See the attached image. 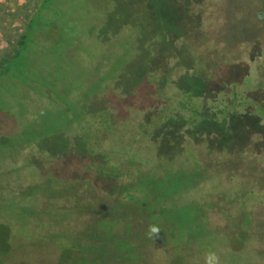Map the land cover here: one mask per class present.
Returning a JSON list of instances; mask_svg holds the SVG:
<instances>
[{
	"label": "rangeland",
	"instance_id": "rangeland-1",
	"mask_svg": "<svg viewBox=\"0 0 264 264\" xmlns=\"http://www.w3.org/2000/svg\"><path fill=\"white\" fill-rule=\"evenodd\" d=\"M39 1H5L7 8L0 9V63L15 49ZM256 3L260 0H64L61 10L55 7L50 12L49 18L58 26L76 29L71 34L78 38L76 55L81 62L80 68L61 71L76 76L74 88L53 92L70 107L80 110L86 103L88 110L73 132L35 137L38 143L18 154L14 162L8 160L9 148H0V196L5 204L0 207V264H60L66 243L45 240L35 227L24 225L45 222L52 225V232L57 231L54 221H43L39 214L44 196L51 192L45 188L43 196L35 186L47 187L52 173L66 170V179H80L89 188L103 191L100 186H106L98 179L81 175L91 170L100 175L107 159L116 164L118 155L127 152L140 163L108 190L122 188L126 196L124 190L133 177L138 180L139 197L152 200L149 209H156L157 215L151 221L161 232L156 238L146 237L143 246L153 264H204L209 252L217 254L219 264H264V115L259 109L264 106V24L255 18ZM238 4L242 5L237 10ZM62 54L70 58L67 50ZM99 65L97 76L114 75L115 85L110 78L89 83L93 67ZM164 72L170 76L164 77ZM190 85L198 92L197 119L205 120L187 124L185 118L191 113L172 108L156 135L132 142L145 126L146 114L154 112L157 87L161 105L168 107ZM233 88L241 98L230 109ZM46 96L51 97L39 104L30 101L27 117L17 111L6 120L36 125L41 131L55 127L62 101ZM85 97L90 100L86 102ZM105 106L113 114V128L97 118ZM223 117L233 122L221 123ZM68 120L61 117L60 124ZM28 126H19V131ZM248 145L256 149L243 152L241 148ZM254 155L261 157L262 173L256 178L240 175L237 169L255 160ZM242 157L247 158L241 163L238 158ZM76 180L60 181L57 186L67 196L58 200L63 204L44 208L45 219H73L67 226L69 232L75 231L73 240L81 234L75 226L91 216L84 210L87 202L76 201L74 188L69 187ZM120 253L123 258L118 253L117 262L106 264H137L141 258L137 251ZM147 261L152 264L150 257Z\"/></svg>",
	"mask_w": 264,
	"mask_h": 264
},
{
	"label": "trees",
	"instance_id": "trees-1",
	"mask_svg": "<svg viewBox=\"0 0 264 264\" xmlns=\"http://www.w3.org/2000/svg\"><path fill=\"white\" fill-rule=\"evenodd\" d=\"M97 1L99 2L100 0ZM263 1L264 0H260V6L258 7L259 14L255 16L257 22L261 24H264ZM63 2L64 0H40L39 6L34 10V14L30 17L26 28L19 36L15 49L0 63V148H9L10 157L8 160H11L10 162H14L13 159H15L18 154L23 153L27 148L37 144V139H43L49 133L53 132L56 135L62 136L64 135L63 133L67 134L73 132L76 125L80 126L78 121H81L83 114L88 110L86 103H84L80 110L72 108V106L70 107L61 100L60 96L53 92L58 88H74L77 84L75 83V81H77L75 79L76 76H71L67 72L61 74V71H66L70 69V67L75 69L81 67V62L76 55L79 41L78 38L76 39L75 35L71 34V31L76 29L72 26L69 27V25L67 27H65V25L58 26V24L53 22L52 18H49L50 12L57 9L55 7H59L60 9ZM59 15L61 18L64 14L61 12ZM69 21L75 22L76 20ZM237 24H239V22ZM259 25L260 24H255L254 26L260 27ZM49 40H52L53 43L50 44L49 42L51 41ZM51 45H53L54 48H52ZM65 50L69 53L68 56L70 58L68 59L62 54ZM102 63L106 64L105 61H101V64ZM126 68L127 65L122 68V71H125ZM100 69V65L93 67V80H89L90 84H95L98 82V79L103 81V79L110 78V76H103L102 74L101 76L103 77L97 76ZM109 81L113 83V85L117 82L114 75L111 76ZM150 83H154L153 80H151ZM187 91L186 89L183 90L182 98H186V96L190 94V92ZM194 91H192V93ZM159 92L160 90L157 87L155 97L159 95ZM195 93L197 94L198 92L195 91ZM47 94L54 96L58 100L57 102L60 100L62 101L61 112L55 114V116L58 117L55 127L52 126L45 131H41L36 125H16L6 120L12 117V112L17 113V111H19L23 117H27L29 114L28 106L30 101L33 100L34 102L35 100V102L39 104L46 97H51L46 96ZM89 100L88 97H85L86 102ZM108 108L110 107L105 106L102 115L97 118L99 120H107L106 124H111V127H109L113 128L116 125L113 122V114ZM259 109L264 115V106H260ZM63 116L69 118V120L65 122L66 124H60V119ZM108 117H110V119H108ZM143 124L145 126L142 130L137 132L138 137H135L132 142H142L152 135H156L162 123H160L159 119L154 118L149 123L146 122V124ZM19 126H22V128L25 126L28 127H26L25 131H19ZM106 130L107 129H105V131ZM19 132L27 138L24 142H22L24 140V137H22L21 142L18 143V138L22 135H19ZM134 132H136V130H134ZM35 137L38 138L36 139ZM132 142L125 144L127 150L131 148L130 144ZM60 158L63 159L62 156H60ZM106 161V164H108L105 167L106 170L100 173V175H94L92 170L87 172L89 173L86 174L87 176H85V174L81 175L88 179H98V183L104 184L107 187L100 186V189L103 191L89 188L87 184L80 179L76 180L73 177L71 179H66V170H63V173L60 174L52 173L51 178L48 180V183H46L47 187H43L45 184H38L35 186L42 195L46 192L45 188L51 192H47L48 195H43L44 202L40 206L42 211L39 212V214L42 215L43 221H54L57 231L52 232V225H47L45 222L35 225L33 222H29L24 225H31L32 228L35 227V232L45 240L57 241L61 244L66 243V249L64 250H66V252L71 250L73 253L71 256L67 255L65 251L60 253V264H66V262L72 264L75 255L79 256V259H76L81 261V264H97L100 262L106 264L116 260V255L118 253L122 256V253H120L122 251L132 250L135 254L136 250L143 246V241L147 237L146 233L148 232L149 226L153 225L151 217L157 215L156 209H149L150 204L153 205L152 200H142V198L139 197L137 179H132L133 177L130 179V185L127 186L128 189L124 190L127 192L126 196H124L122 188L119 192H111L108 190L111 185H119L121 177L125 176L126 173L130 174L132 167H134V165H139L140 162L129 152H127L126 155H118L116 164H110L108 159ZM114 165L117 167L116 170L111 168ZM65 180L69 182L76 180L75 185L79 183V185L69 187L74 188L73 194L76 196V201L81 199V201L87 202L84 206V210L91 212L88 213L91 216H88L85 222L79 221L78 226H75L81 230V234L78 236L77 240H73L72 236L75 231L69 232L67 228V226L70 225H68V222L73 221L72 218L70 220L69 218L45 219L47 213H44V208L49 206L58 208L63 204L60 205L58 200L67 197L64 191L57 186L60 181L64 182ZM34 194L35 192H32L31 196H34ZM2 201H4V198L0 196V207L5 205ZM29 202L35 201L30 200ZM19 208L23 207L19 206ZM60 229H62V232L65 231V233H58ZM78 248H82L83 251L77 250Z\"/></svg>",
	"mask_w": 264,
	"mask_h": 264
},
{
	"label": "flooded vegetation",
	"instance_id": "flooded-vegetation-1",
	"mask_svg": "<svg viewBox=\"0 0 264 264\" xmlns=\"http://www.w3.org/2000/svg\"><path fill=\"white\" fill-rule=\"evenodd\" d=\"M255 1H258V0H255ZM256 4L260 6V4H258V3H256ZM240 5H242V4H240ZM240 5L239 4L237 5V10L241 8ZM238 7H240V8H238ZM239 12H242V10L239 11ZM242 21H244V20H242ZM163 75H164V77H165V75L170 76L168 74H165V72H164ZM170 80L172 81V83L175 81L173 78H170ZM171 86H173V85H171ZM189 87H191V85ZM186 90H188L187 92H190V94L188 96H186L185 101H180V98H182V97H180V93H181V91H180V93H178L176 95L177 97L175 98V101H173L168 107H165L164 105H161L160 99L162 97V94H161V92H159V95L157 96V98L159 99V101L157 100V103H155L151 107V109L154 110V112L147 113L146 114V120L143 123H145V124H146V122L149 123L154 118L159 119L160 120V123H162L163 120L166 117V113L169 112L172 108L179 109V110H186V111H189V113H191V116H189L188 118H185V122L187 124H197L198 121L205 120L204 119L205 117H202L200 120L197 119L198 118V112H199L198 109L200 107H199V105L196 102V99L198 97H197V94L195 93L193 87H191L190 89H186ZM192 91H194V92L192 93ZM182 93H183V91H182ZM240 98H241L240 94H237L236 91H235V89L233 88L232 89L231 99L228 102L229 108L230 109H234L236 107V105H237L236 104L237 101ZM227 120L229 121V120H231V118L230 117H223V118L220 119L221 123H225V124L228 123L229 124V122ZM220 121H218V122H220ZM232 122H233V120H231V123ZM258 147L260 148L261 146L258 144ZM241 149H242L243 152H246L247 150H253V149H256V148H254L253 145L252 146L251 145H248L247 148H244V149L241 148ZM246 158L247 157H242V158H238V159H240V161L242 163V161L244 159H246ZM253 158L255 160L248 161L247 162L248 165L241 166V167H239L237 169V172L240 173V175H242V174H248V177H250V178H256L260 174V172L262 173V170L261 169H263V168H262V163H261V161H262L261 160V157L259 155H254ZM256 164L260 165V169H257V170L255 169ZM261 178H263V180H264V174H262V177ZM217 213H219V212H215V214H217ZM252 216H253V214L251 215V210L249 209L248 210V216L247 217L251 220V217ZM238 226H239V222H238ZM136 251L141 255V258H140V260L138 261L137 264H147V262L149 261V260L147 261V257H150V262L153 264V262L151 261V258H152L151 253L150 252L149 253L146 252V248L144 246L138 248V250H136ZM122 256H124V255H122ZM122 256H120V257H122ZM76 258L79 259V256L75 255L73 257V260H72L73 262L71 261L72 264H81L80 263L81 261L77 260ZM116 259H117V257H116ZM117 261L118 260H113L114 263L117 262ZM108 263H110V262H108ZM66 264H70V263L69 262H66ZM97 264H102V263L100 262V263H97Z\"/></svg>",
	"mask_w": 264,
	"mask_h": 264
},
{
	"label": "clouds",
	"instance_id": "clouds-1",
	"mask_svg": "<svg viewBox=\"0 0 264 264\" xmlns=\"http://www.w3.org/2000/svg\"><path fill=\"white\" fill-rule=\"evenodd\" d=\"M160 232L161 230L158 226L150 225L146 235L149 239H152L158 237ZM204 264H219V257L215 252H209L205 257Z\"/></svg>",
	"mask_w": 264,
	"mask_h": 264
},
{
	"label": "crops",
	"instance_id": "crops-1",
	"mask_svg": "<svg viewBox=\"0 0 264 264\" xmlns=\"http://www.w3.org/2000/svg\"><path fill=\"white\" fill-rule=\"evenodd\" d=\"M6 0H0V9L2 8L3 10L5 9V8H7V6H6V2H5ZM9 10V9H8ZM0 22H2L1 21V19H0Z\"/></svg>",
	"mask_w": 264,
	"mask_h": 264
}]
</instances>
